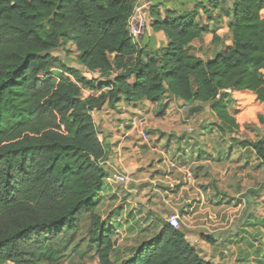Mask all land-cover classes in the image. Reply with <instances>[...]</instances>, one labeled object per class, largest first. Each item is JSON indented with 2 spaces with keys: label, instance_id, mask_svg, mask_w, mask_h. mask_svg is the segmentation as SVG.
I'll list each match as a JSON object with an SVG mask.
<instances>
[{
  "label": "trees",
  "instance_id": "1",
  "mask_svg": "<svg viewBox=\"0 0 264 264\" xmlns=\"http://www.w3.org/2000/svg\"><path fill=\"white\" fill-rule=\"evenodd\" d=\"M137 1L0 0V264H43L47 245L77 232L85 215L99 264H213L168 221L113 260L115 230L95 202L107 152L93 114L164 95L190 108L209 105L222 137L264 162V137H246L231 108L233 94L264 103V0H234L233 46L206 61L189 51L205 33L198 12L152 9L151 29L168 45L146 54L128 27ZM67 45L98 78L54 54Z\"/></svg>",
  "mask_w": 264,
  "mask_h": 264
},
{
  "label": "crops",
  "instance_id": "2",
  "mask_svg": "<svg viewBox=\"0 0 264 264\" xmlns=\"http://www.w3.org/2000/svg\"><path fill=\"white\" fill-rule=\"evenodd\" d=\"M149 1L147 24L139 40L146 54L168 45L164 32L151 29L154 8L163 15L166 11L198 12L205 33L189 47L190 54L197 58L206 61L233 46L229 24L234 0ZM215 36L218 40L213 42ZM232 99L236 111L241 103H255L249 95L233 94ZM257 104L264 108V103ZM205 109L213 116L209 105L197 103L190 108L164 95L156 102L122 101L93 114L107 152L103 162L107 176L95 202L105 226L115 230L114 261L124 259L128 249L157 234L163 225L160 220L178 216L186 240L204 261L264 264V162L256 152L238 145H191L184 150L173 140L159 141L155 136L166 118H174L175 132L182 130L185 117L186 122L201 117L203 125ZM185 139L181 141L185 143ZM227 163H239L237 166L249 175L232 177L231 172L221 171ZM115 174L127 175L131 182L127 186L113 184L110 179ZM203 184L213 186V190L209 186L205 190Z\"/></svg>",
  "mask_w": 264,
  "mask_h": 264
},
{
  "label": "rangeland",
  "instance_id": "3",
  "mask_svg": "<svg viewBox=\"0 0 264 264\" xmlns=\"http://www.w3.org/2000/svg\"><path fill=\"white\" fill-rule=\"evenodd\" d=\"M54 54L61 58L70 68L78 69L83 72V68H81L76 60L77 51L72 45L64 46ZM85 95L88 96L87 93H85ZM241 104L243 105L237 110L239 112L237 117L242 126L247 129H244V135L251 139H256L258 134L264 136V108L257 104V102L252 106H244V103ZM235 106L236 103L231 105L233 111H236ZM202 117L204 120L203 125L200 124L201 117L199 119H196V117L191 120L189 119V122H186L188 118L185 117V122L181 124L182 130L178 132L173 131L176 129V127H174V118H166L163 120L155 136L158 137L159 141L166 139L171 142L173 140L175 145L183 147L184 150L190 149L191 145H202V147L206 148L219 145H231L222 137L217 127L214 125L216 119L211 115L208 109L203 111ZM261 118L263 119L261 120ZM201 126H205V129L203 130ZM190 128L193 129V131H189ZM195 128H197V130ZM184 138H186L185 143L181 141ZM237 165H239V163H227L226 167L221 166V171L228 174L231 172L232 177H238V175L247 177L249 175L248 171L245 170L247 176H243L245 174L244 170L240 169L241 166ZM251 174L253 175L250 171V175ZM241 177L237 178L235 185L240 186L239 179ZM203 186H205V190H208V186L213 190V186L211 185L207 186L203 184ZM160 221L162 222L161 224L165 222L163 219ZM89 231V219L88 215H85L81 227L77 232L70 233L47 245V252L42 256L41 262L43 264H99L98 252L96 248L91 245L89 240Z\"/></svg>",
  "mask_w": 264,
  "mask_h": 264
},
{
  "label": "built area",
  "instance_id": "4",
  "mask_svg": "<svg viewBox=\"0 0 264 264\" xmlns=\"http://www.w3.org/2000/svg\"><path fill=\"white\" fill-rule=\"evenodd\" d=\"M150 5L151 3L149 0H138L135 5L134 13L129 20L128 27H129L130 36L135 43H139V40L145 30L147 24V11L149 10ZM82 73L84 77L87 79H93L99 77V74H92L91 72L85 69L83 70ZM83 93L85 97H88L90 95L88 91H84ZM85 93H87L88 96H86ZM110 182H112L113 184H121L127 186L131 182V179L127 175L115 174L110 179ZM168 222L173 228H180L181 226L180 219L178 216L171 217L168 220Z\"/></svg>",
  "mask_w": 264,
  "mask_h": 264
},
{
  "label": "water",
  "instance_id": "5",
  "mask_svg": "<svg viewBox=\"0 0 264 264\" xmlns=\"http://www.w3.org/2000/svg\"><path fill=\"white\" fill-rule=\"evenodd\" d=\"M216 56H217V55H216ZM216 56H215V57H216ZM182 104H183V103H182Z\"/></svg>",
  "mask_w": 264,
  "mask_h": 264
}]
</instances>
